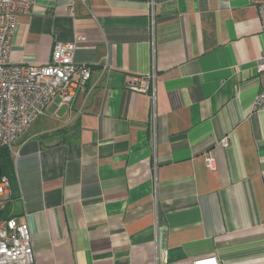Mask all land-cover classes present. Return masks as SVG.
Returning <instances> with one entry per match:
<instances>
[{"label": "crops", "instance_id": "obj_1", "mask_svg": "<svg viewBox=\"0 0 264 264\" xmlns=\"http://www.w3.org/2000/svg\"><path fill=\"white\" fill-rule=\"evenodd\" d=\"M33 2L12 62L46 64L56 42L81 36L75 61L92 71L9 150L6 198L31 229L36 264H264L258 10L246 0ZM153 69L154 110L127 89Z\"/></svg>", "mask_w": 264, "mask_h": 264}, {"label": "built area", "instance_id": "obj_2", "mask_svg": "<svg viewBox=\"0 0 264 264\" xmlns=\"http://www.w3.org/2000/svg\"><path fill=\"white\" fill-rule=\"evenodd\" d=\"M246 1L258 10L264 31V0ZM33 3V0H0V150L12 151L17 140L55 97L60 96L62 105L72 103L77 90L85 87L92 76L89 67L75 61L78 44L84 41L81 36L73 43L56 42L46 64L20 65L12 62V44L19 18L30 12ZM255 68L258 75H264V54L258 58ZM103 69L107 70V64ZM76 75L78 79H75ZM156 81L153 69L146 76L132 77L127 89L148 95L154 110ZM254 110H264V91L256 97ZM218 146L228 148L229 137L220 140ZM203 158L206 168L215 171L217 160L214 152H206ZM11 193L12 183L3 176L0 179V196L8 197ZM215 260H198L189 264H221ZM0 264H36L33 236L27 223H19L14 218L0 221Z\"/></svg>", "mask_w": 264, "mask_h": 264}, {"label": "trees", "instance_id": "obj_3", "mask_svg": "<svg viewBox=\"0 0 264 264\" xmlns=\"http://www.w3.org/2000/svg\"><path fill=\"white\" fill-rule=\"evenodd\" d=\"M134 1H146V0H134ZM1 162L3 167L4 176L8 177L13 184V177H12V158L11 152L8 149L0 150ZM1 197V196H0ZM9 200L6 197L0 198V221L2 220H10L13 217L10 214L9 209Z\"/></svg>", "mask_w": 264, "mask_h": 264}, {"label": "water", "instance_id": "obj_4", "mask_svg": "<svg viewBox=\"0 0 264 264\" xmlns=\"http://www.w3.org/2000/svg\"><path fill=\"white\" fill-rule=\"evenodd\" d=\"M4 176L2 162H1V156H0V179Z\"/></svg>", "mask_w": 264, "mask_h": 264}]
</instances>
